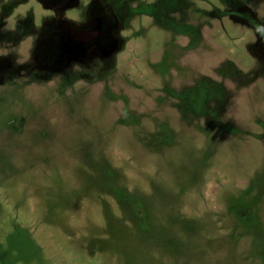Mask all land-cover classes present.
<instances>
[{
	"label": "rangeland",
	"instance_id": "1",
	"mask_svg": "<svg viewBox=\"0 0 264 264\" xmlns=\"http://www.w3.org/2000/svg\"><path fill=\"white\" fill-rule=\"evenodd\" d=\"M0 264H264V0H0Z\"/></svg>",
	"mask_w": 264,
	"mask_h": 264
},
{
	"label": "flooded vegetation",
	"instance_id": "2",
	"mask_svg": "<svg viewBox=\"0 0 264 264\" xmlns=\"http://www.w3.org/2000/svg\"><path fill=\"white\" fill-rule=\"evenodd\" d=\"M96 30H94L93 32H95ZM90 33H92V32H90ZM86 34H88L89 35V33H86Z\"/></svg>",
	"mask_w": 264,
	"mask_h": 264
}]
</instances>
